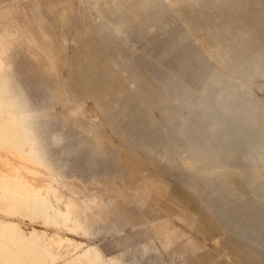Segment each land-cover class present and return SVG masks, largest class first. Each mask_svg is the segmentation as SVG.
<instances>
[{
	"label": "rangeland",
	"instance_id": "374dc122",
	"mask_svg": "<svg viewBox=\"0 0 264 264\" xmlns=\"http://www.w3.org/2000/svg\"><path fill=\"white\" fill-rule=\"evenodd\" d=\"M2 3L7 23L23 18L22 1ZM49 6L55 11L44 14L45 34L29 36L44 44L30 45L20 28L9 35L13 26L0 25L6 40L0 41V223L17 225L28 239L38 233L45 245L55 242L49 249L56 257L42 245L35 255L14 249L6 264H141L143 257L146 264H264V194L249 174L264 156V81L238 77L254 98V144L248 134L225 135L215 150L220 158L205 165L193 154L210 155L214 148L203 141L217 144L218 138H206L210 120L186 147L167 128L176 124V133H185L186 122H198L214 102L206 80L196 81L202 61L228 81L237 77L235 59L263 50L264 0H59ZM51 39L54 45L47 44ZM175 102L177 114L162 119ZM193 158L197 169L188 166ZM138 170L144 182L136 181ZM230 170L245 175L224 174ZM150 187L166 200L152 201L154 212L144 207V215L124 218L113 203L118 194ZM95 198L105 206L104 220L81 207ZM124 204L134 207V198ZM158 222L184 238L172 245L158 239ZM206 222L215 227L213 236L206 235ZM185 240L206 246L192 253L183 249ZM244 251L253 252L252 262L242 261Z\"/></svg>",
	"mask_w": 264,
	"mask_h": 264
},
{
	"label": "bare ground",
	"instance_id": "6f19581e",
	"mask_svg": "<svg viewBox=\"0 0 264 264\" xmlns=\"http://www.w3.org/2000/svg\"><path fill=\"white\" fill-rule=\"evenodd\" d=\"M19 1H22V5L18 8V11H20L21 13H24L23 18L20 17L19 15H15V18H17V20H15V24L12 23L14 25H10V23H7V21L10 19L9 18L10 16L6 15V14H1L0 20L4 21L3 23L0 24L1 27L10 28V26H13V28H14L13 30H9L8 32H6L9 35L15 34L16 30L20 28L21 29L20 33L22 35L27 36L26 43H28L30 45L44 44L45 41L32 40L31 37H29V36H33V35L38 36V35H44L45 34V32L43 30L44 29L43 19L45 17L44 14L46 12H49V11H55V10H53L54 8L51 9L49 5L52 2H57L59 0H33L30 2H26L25 0H19ZM2 2L5 3L6 0H0V3H2ZM12 7L13 6H11L10 8H12ZM0 12H7L6 7H3ZM51 22L52 23L50 25L52 27H55L52 20H51ZM29 26L32 28L31 31L27 30V28ZM256 38H259V37H256ZM0 41L5 42L6 40H0ZM54 42L55 41L53 39H51V40H48L47 44L54 45ZM46 54H44V55H46ZM181 58H183V57H181ZM184 58H187V57H184ZM189 60H191V59H189ZM233 67H234V69H233L234 73L237 77L232 78L228 81H224L220 75H218V74H216L210 70V67L206 62L202 61L200 67L198 68L199 70L197 71V74H196V76H197L196 81H201V80H203V78L206 80L205 83L210 85V88L208 90L209 93L214 94V96H215L214 102L213 103L211 102V104L209 103V104L204 106V115H202L200 113L202 116L198 117L200 119L198 122H196V123H192V122L187 123L186 122L185 129H183L184 131H186L185 133H183V134L176 133V131L181 130L179 127H177L176 124H171V126L167 127L169 129H171V131L174 132V136L176 137L175 140L179 141V142L181 141L182 144L184 145V147H186V146H191L193 144V140H195V139H193L194 133L201 130L202 126H204V124L208 120H210L211 125L209 127L210 129H209L208 133H205L206 138H207V140L211 139V138H218V140H217L218 142L215 145H212L206 141L202 142L203 146H206V147L209 146L211 148H214L212 150V152L211 151L209 152L210 155H206L205 153L203 154L202 152H199V151L194 152V154H193L196 158L203 160L205 165H210L211 163L215 162L218 159L219 154L217 156L215 154V150L217 149L218 146L220 147L223 143H225L227 141L225 135H229V137L232 136L230 139L240 140L241 138H243L244 135L248 134L252 144L256 143L257 139H258L257 136L259 137L258 132L256 131V129L258 128V125L254 121L255 114L253 112L252 104H251V102H252L251 101V99H252L251 93L252 92L247 91V85L243 82H240L238 77L247 78L249 81H253L255 79L261 78L264 81V48L261 51H257V50L254 51V53H252L251 56H244V57H240V58L235 59L233 62ZM12 68H11V70H12ZM16 68H17V66L14 69H16ZM50 69H51V67H50ZM23 72H24V70H23ZM14 74H16V73H14ZM15 76L17 77V75H15ZM1 80L3 81L2 78H1ZM13 81H15V80H13ZM4 84H5V81H4ZM30 89H32V88H30ZM206 102H208V101H206ZM201 106H203V105H201ZM166 108H167V106H166ZM168 109H170V108H168ZM179 109H180V103L175 102L173 104V107L169 111V113H167L166 115H160V116L162 119H165V120L166 119H173V117L177 114ZM201 109H202V107H201ZM238 109H244L245 112L239 113ZM189 111L190 110L188 109L187 112H189ZM193 111H195V110H193ZM185 114H186V112H185ZM188 119H190V118H188ZM165 120H163V121H165ZM191 121H192V119H191ZM195 121H197V119ZM206 125H207V123H206ZM202 129H204V128H202ZM68 130H70V129H68ZM70 131H68V132H70ZM234 132H239V133L235 135ZM249 132L252 134L249 135ZM195 138H196V136H195ZM212 141H214V139ZM128 158H131V157H128ZM148 159H149V155H145L144 160L148 162ZM188 166L191 169L199 168L196 165L194 158L192 161L189 162ZM143 168H145V167H143ZM13 171H14V169H13ZM13 171H11V172H13ZM16 171L17 170H15V172ZM7 172H8V170H7ZM249 172H250L249 173L250 175L255 176V179L257 181V185L255 186V184H254V185H252V187L254 186V189L256 188V190H257L256 192L258 193V195H263L264 194V182H263L264 181V179H263L264 178V156L261 158L260 162L256 166H254ZM228 173L233 175V176H236L238 178H241L245 175V174L237 175V173L233 172L232 170L225 172L224 174H228ZM135 174H136L135 177L137 179L136 181L144 182L146 180V177L140 172V170L135 172ZM222 174L223 173H221L219 175V177H221ZM152 179H154V178H152ZM21 182H23V181H21ZM133 182H135V181H133ZM160 184H161V188H166V184H164L162 182H160ZM192 187L194 189L193 193L197 196V192H196L195 187L194 186H192ZM159 191L160 190L157 187H150V188H143L142 190H138L135 193L132 191V192H127L125 195L124 194H118V197L114 200L113 203H114V205H116V207H119L120 213L122 214V216L124 218L125 217H134V216L138 215L139 213H142L141 211L144 207H152L151 209L154 212L158 208L157 203L154 205H149V204H151L152 201H157L160 197L162 198L165 196V194H162ZM129 198H134V207H132V208H127L129 206L128 205L126 206L124 204L125 200L129 199ZM165 198L166 197H164V199H162V200H166ZM186 198H178V197L175 198V197H173V200H176L182 204H187L188 200ZM80 202L82 204L81 207H83L84 210H94L92 212L96 211L97 216L100 219L104 220L105 215H104L103 211L105 209L104 208L105 206L101 205V202L98 203L96 198H95V200L88 199V200H84V201H80ZM97 204H99L100 206H97ZM182 211L183 212H181V213H184V212L190 213V212H188V210L187 211L182 210ZM92 219H94V218L92 217ZM163 221H166V219ZM113 222H114V220H113ZM167 222H168V220L166 221V223ZM166 223L165 222H158L157 225L154 227V231L157 233L158 239H161L165 242L170 243V245H172L171 244L172 242H174V241L176 242V241L184 238L183 233H181L180 231H178L174 227H173L174 230H170V228H169L170 226H168L169 224H166ZM171 224H173V223H171ZM171 227H172V225H171ZM203 227H204V229H206V235L207 236H213L214 235L215 227L210 222H206V225ZM46 239L48 240V238H46ZM55 239L56 238L54 237V240ZM47 240H45V242H47ZM48 241H50V240H48ZM50 242L53 243L52 241H50ZM50 242L47 243L46 245L44 243H42L41 239H40V235L38 233H34L33 239H28L27 235H25L23 232H21L20 228L17 225L0 223V264H6V261H9L10 257H12L11 252L14 249L16 251H19V250L23 251L24 256L31 255V254L35 255L37 250L42 245H44L42 247L48 249V251H47L48 254L50 253L52 258L54 259L56 257V255L53 256V254L50 252L49 247L51 245H54L55 242L53 244H50ZM56 245L58 246V248L56 247L57 250H60L63 246V241L59 240L58 242H56ZM205 246L206 245H203V244H201V242L199 243L196 240H185L183 243V249L191 251L192 253L198 252L199 250L203 249ZM54 252H55V250H54ZM83 252H85V250L82 251V253ZM82 253H80V254H82ZM256 255L258 257V254H256ZM94 256H96V254ZM253 257L254 256H253L252 251H244L242 253V261H244V262H247V263L252 262ZM92 258H93V256H92ZM254 261H255V259H254ZM127 262H131V260L128 258ZM211 263L216 264V261L213 259ZM80 264H83V263H80ZM141 264H146V257H143Z\"/></svg>",
	"mask_w": 264,
	"mask_h": 264
}]
</instances>
